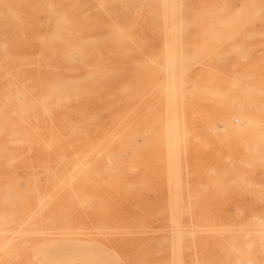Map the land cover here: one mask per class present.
Listing matches in <instances>:
<instances>
[{"label": "rangeland", "instance_id": "1", "mask_svg": "<svg viewBox=\"0 0 264 264\" xmlns=\"http://www.w3.org/2000/svg\"><path fill=\"white\" fill-rule=\"evenodd\" d=\"M0 154V264H264V0H0Z\"/></svg>", "mask_w": 264, "mask_h": 264}, {"label": "bare ground", "instance_id": "2", "mask_svg": "<svg viewBox=\"0 0 264 264\" xmlns=\"http://www.w3.org/2000/svg\"><path fill=\"white\" fill-rule=\"evenodd\" d=\"M2 75H3V74H2ZM167 89H168V88H167ZM171 93H172V92H171ZM2 119H4V118H2ZM50 120H51V119H50ZM2 121H3V120H2ZM3 122H4V121H3ZM51 122H52V121H51ZM51 144H52V142H51ZM1 149H2V148H1ZM0 155H1V154H0ZM0 157H2V155H1ZM7 158H8V157H6V158H4V159L6 160ZM2 159H3V157H2ZM0 160H1V159H0ZM3 166H4V164H3ZM11 166H13V165H11ZM6 168H8V167H6ZM11 170H13V169H11ZM14 170H15V169H14ZM12 173H13V172H12ZM3 174H4V173H3ZM16 174H17V173H16ZM3 176H4V175H3ZM3 176H2V177H3ZM11 177H12V175H11ZM1 180H2V179H1ZM1 180H0V181H1ZM6 180H7V179H6ZM4 181H5V180H4ZM9 181H10V180H9ZM6 182H7V181H6ZM0 183H1V182H0ZM2 183H3V182H2ZM8 183H9V182H8ZM18 185H19V184H18ZM59 185H61V184H59ZM13 191L15 192V190H13ZM0 192H1V191H0ZM7 192H8V191H7ZM3 194H4V193H3ZM6 194H7V193H6ZM6 194H5V195H6ZM8 194H9V193H8ZM1 195H2V194H1ZM5 195H4V196H5ZM2 196H3V195H2ZM2 196H1V197H2ZM6 196H7V195H6ZM1 197H0V199H1V200H4L5 197H2V198H1ZM8 197H9V195H8ZM11 197H12V196H11ZM6 198H7V197H6ZM8 199H10V198H8ZM6 201H7V200H6ZM86 204H87V202H86ZM191 222H192V221H191ZM176 224H177V223H176ZM192 224H193V223H192ZM192 226H193V225H192ZM192 226H191V227H192ZM177 240H178V239H177ZM176 243H177V241H176ZM177 244H178V243H177ZM177 247H178V246H177ZM177 247H176V248H177ZM0 254H2V253H0ZM2 256H3V255H2ZM176 257H177V256H176ZM14 260H15V259H14ZM249 263H250V262H249Z\"/></svg>", "mask_w": 264, "mask_h": 264}]
</instances>
